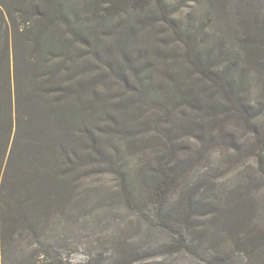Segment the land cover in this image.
<instances>
[{
	"label": "trees",
	"instance_id": "16d2710c",
	"mask_svg": "<svg viewBox=\"0 0 264 264\" xmlns=\"http://www.w3.org/2000/svg\"><path fill=\"white\" fill-rule=\"evenodd\" d=\"M157 1L158 7L143 6V14L133 19L153 32L169 31L160 38L165 43L150 37L138 42L127 20L108 24L106 11L98 9L101 0H0L2 256L11 251L17 260L19 247L27 245L19 264H66L58 254L48 259L53 250L41 248L45 223L79 216L75 210L79 200L84 208L85 179L104 169L114 177L111 197L125 198L133 208L153 205L184 247L207 235L200 215L209 211L244 252L264 257V229L247 231L248 209L240 211L259 188L230 187L227 206L219 208L204 195L173 133L180 126L179 102L185 100L192 111L183 116L203 118L196 116L181 129L202 132L206 124L219 125L218 143L240 150L237 137L224 129L225 113H252L240 102L239 90L251 55L263 53L264 35L250 34L244 22L240 33L228 21V36L210 41L203 36L204 24L195 30L194 19L172 18L164 0ZM172 39L184 42L185 49L167 48ZM222 57L225 65L214 68ZM193 73L202 81L198 89L191 83ZM217 94L224 98L217 101ZM201 136L205 149L209 137ZM131 154L146 167L134 171Z\"/></svg>",
	"mask_w": 264,
	"mask_h": 264
},
{
	"label": "rangeland",
	"instance_id": "374dc122",
	"mask_svg": "<svg viewBox=\"0 0 264 264\" xmlns=\"http://www.w3.org/2000/svg\"><path fill=\"white\" fill-rule=\"evenodd\" d=\"M101 1L98 9L106 11L108 24L113 25L115 22L118 24L127 20L135 27L138 42L146 43L150 37V40L158 39L159 42L165 43L160 41V38L168 37L169 31L166 30L167 33L155 29L153 32L147 28L148 25L142 28V25L133 19L136 14H143V6L145 10L148 7H158L157 0ZM211 1L164 0L170 11V17L182 18L184 22L190 18L194 19L195 30L201 22L207 29L206 32L204 30L203 36L207 34L210 41L219 38L220 35L228 36L224 32L227 30L225 24L228 21H233L235 29L240 30V33L244 31L240 26L244 22L245 29H248L250 34L264 35V0ZM107 34L111 32L108 31ZM173 39L167 48L173 44L179 45L180 50H183V47L185 49L184 42ZM235 42L232 40L234 45ZM251 57V63L245 65L243 70L239 92L240 102L245 103V107L250 108L252 113L250 116L237 110L232 114L225 113L228 116L223 123L227 135L237 137L239 151L228 142L218 143L217 139L221 136L219 132L223 131H220L219 125L206 124L205 131L202 132L195 130L188 132L181 129V126L194 121L196 116L200 120L203 118L199 115L185 118L187 112L192 111V107L185 100L179 102L178 111L182 114L177 119L179 121L175 122L176 125L180 123V126H175L173 133L177 140V150L188 162V166H192L191 173H195L200 179L198 184L202 185L204 195H207L219 208L227 206V191L230 187L236 189L244 184L259 188L255 196L246 198L248 201L243 202L242 206L241 203L239 204L240 211L246 207L249 212L250 220L246 230L257 232L264 229V49L262 54ZM176 63L177 61L172 63L173 69L178 68L179 65ZM224 65L225 59L222 57L216 61L214 68ZM192 75L191 83L198 89L199 83H202L197 79L200 76L195 73ZM208 82L207 80L203 83L208 86L211 84ZM221 98L224 97L217 94L216 100L220 101ZM184 114L186 115L183 116ZM204 114L201 113L202 116H205ZM223 115L224 113L218 114L219 118ZM201 135L209 137L210 145L206 144L205 149L202 148L204 137ZM226 139L228 137L224 136L223 140ZM203 150L207 152L204 156H200ZM129 166L134 171H138L145 168L146 163L131 154ZM114 185V177L104 169L97 175H90L85 179L82 188L83 196H86L84 208L80 207L81 200H79L77 209L76 207H74L76 210L73 209L75 213L79 211L81 214L61 220V217L55 220L51 218L45 223V231L41 238L43 246L40 247L53 250L50 254L51 258L48 259H53L54 254H58L66 264H264V257L259 251L250 254L244 252L239 242L235 244L234 234L228 228L222 227L219 223L220 218L210 215L209 211L200 215L201 221H206L207 235L194 241L190 249L187 248V243L184 247L177 242L178 234L157 218L158 212L153 205L146 203L133 208L132 205L130 207L125 203V198H116L117 195L111 197ZM177 195L178 193L173 195V198H177ZM210 217L213 219H209ZM167 223L180 229L173 220ZM202 227L200 225L199 228ZM211 238L215 240L213 243L210 241ZM36 246L38 248L39 244ZM26 247L27 245L19 247L17 260L11 251L2 256L0 250V264H19L29 251ZM43 264L50 262L44 261ZM55 264L60 263L56 261Z\"/></svg>",
	"mask_w": 264,
	"mask_h": 264
}]
</instances>
